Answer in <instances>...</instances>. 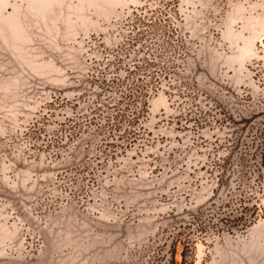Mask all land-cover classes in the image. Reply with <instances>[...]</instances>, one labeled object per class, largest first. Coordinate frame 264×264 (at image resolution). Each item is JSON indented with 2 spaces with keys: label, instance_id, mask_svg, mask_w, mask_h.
Instances as JSON below:
<instances>
[{
  "label": "rangeland",
  "instance_id": "rangeland-1",
  "mask_svg": "<svg viewBox=\"0 0 264 264\" xmlns=\"http://www.w3.org/2000/svg\"><path fill=\"white\" fill-rule=\"evenodd\" d=\"M145 10L175 67L107 147L95 76ZM263 113L264 0H0V264H264V170L229 150Z\"/></svg>",
  "mask_w": 264,
  "mask_h": 264
},
{
  "label": "trees",
  "instance_id": "trees-1",
  "mask_svg": "<svg viewBox=\"0 0 264 264\" xmlns=\"http://www.w3.org/2000/svg\"><path fill=\"white\" fill-rule=\"evenodd\" d=\"M126 29L129 32L126 42L133 59L123 66L120 59H116L110 68L95 76L96 85L104 97L94 102L89 110L94 117L88 122L97 127L106 146L111 148L120 147L112 143L114 141H121L124 144L121 147H124L134 144L142 136L139 125L146 113L145 99L172 74L175 67L172 57L177 53L171 42L173 30L151 18L147 19L146 10L140 14L133 13ZM256 118L244 121L245 129L234 130L229 150L237 162L236 167L241 168L240 174H247L251 168L247 164L250 161L251 164L258 163L253 168L256 169V176L263 178L264 113L259 116L262 121L254 123ZM231 120L225 113L222 122ZM240 197L236 200L240 204L251 199L247 193L240 194ZM178 241L182 243V240ZM182 246L186 249V244ZM181 264L186 262L183 260Z\"/></svg>",
  "mask_w": 264,
  "mask_h": 264
}]
</instances>
